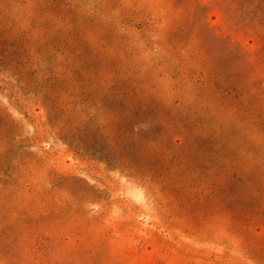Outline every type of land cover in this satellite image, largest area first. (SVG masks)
<instances>
[{
	"label": "rangeland",
	"instance_id": "rangeland-1",
	"mask_svg": "<svg viewBox=\"0 0 264 264\" xmlns=\"http://www.w3.org/2000/svg\"><path fill=\"white\" fill-rule=\"evenodd\" d=\"M0 264H264V0H0Z\"/></svg>",
	"mask_w": 264,
	"mask_h": 264
}]
</instances>
